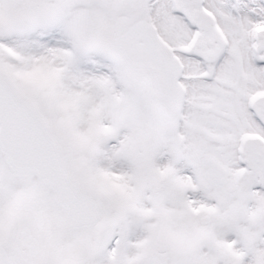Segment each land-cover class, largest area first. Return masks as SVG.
<instances>
[{
  "label": "rangeland",
  "instance_id": "1",
  "mask_svg": "<svg viewBox=\"0 0 264 264\" xmlns=\"http://www.w3.org/2000/svg\"><path fill=\"white\" fill-rule=\"evenodd\" d=\"M237 1L241 2V0H233V2ZM134 6L136 14H133L132 18L137 19L147 14L149 3L148 0H135ZM2 7L3 3L1 2L0 8ZM102 11L103 4L101 2L97 0H90L76 5L71 10V20H62L58 16L54 19L41 17L40 23L46 30L48 27H56L57 29L63 31L66 27L71 26V35L74 38V41L71 42V50L66 48L61 51L60 44H65L64 41H66V37H62L59 41L60 43L53 42L49 45L52 47L51 49L45 48L47 50H44L42 57L37 53L35 57L33 55L23 53V59H20L19 61L20 66L26 71L35 72V75L30 73L32 75H29L28 78H25L26 76L23 74L21 70L22 68H19L16 63L8 59L6 56L3 57L0 53V69L16 78L18 82L21 81L24 84L19 85V83L17 84V81H15L18 87L27 93L26 97L37 107L41 115L48 122V125L56 131V133L53 130L52 132L56 135L59 134V137L57 136V141L61 146L65 169L68 171L72 179L78 183L80 188L87 195L90 197L92 196L94 200L95 194L98 192L94 184L97 181L92 179L90 175L91 169L88 170L83 159L80 157L78 144L76 142V139L79 136L78 130L84 120H86L85 127L90 124L98 128L100 127L99 125L104 124L103 122H105L111 123L116 128L114 133L110 134L109 132H104L106 135L100 136L97 139V142L93 145V147L98 149L100 152V159L97 164L99 165V163H102L103 167L101 168V171L103 174L109 176L108 172L110 170L120 168L123 164H128L135 172H138V168L133 164V161L127 162V160L124 159L120 160L121 154L119 155L116 153V151L120 150L118 146H111L104 143V140L110 138V136L118 138L123 134L122 129H120L123 126L122 123L124 122L122 121L124 112L121 109V104H126L125 102L127 100L123 101L119 98L123 96L121 85L115 86L114 80H110L114 78L115 75H119L115 73V70L118 69L119 71V68L117 66L115 67L112 61L106 58V56L104 57L102 49L99 53L97 50L94 52L90 51L88 54L85 53L86 57L82 59L80 47L81 40L93 33L97 34L98 28L103 27L106 23V15H104ZM220 14L221 22H226V19L230 21L229 18L223 15L222 11ZM164 21L165 27H167L169 23L165 20V18ZM110 29L111 27L108 28V31ZM174 29L175 31L171 30L170 34L176 39L175 42H178L182 37L180 32L176 31L178 30V27H175ZM237 32L239 34V30H237L236 33ZM106 33L109 34L108 32ZM106 33L103 35L105 36ZM237 36L238 35L236 34L235 38ZM244 42L238 40L235 44V48L230 51V54L232 56L245 55L247 51L245 50V47H243ZM54 49L61 51L58 53L57 57L67 59L69 61L71 71L69 72L68 69L62 70L59 73V78H62L63 80L52 79L49 75L47 77H43V74H41V78H38L37 69L39 67H44L45 63L47 66L45 68V73L55 72L56 68L59 66V64H52V61H50L51 58L55 59L54 55L56 54L54 51H51ZM62 64L66 65V63ZM76 66L78 67L77 74L82 75V80L80 81L91 82L95 85V87H98L97 96L100 94L102 95L100 99H102L107 107L92 106L94 105L93 99L96 95V90L91 83L85 84L83 82H78V85H75V88H73V85L77 84V81L73 83L71 82V79L74 80L75 77L72 76L76 74L74 69ZM232 69L236 70L234 64H232ZM64 73H68V75H60ZM234 79V88L226 91L225 94L228 97L225 100L229 104L230 110L233 114L240 120L246 122L248 120V116L244 111V99L248 94L256 89H260L263 85L261 86L259 76L254 79L253 75L245 74L244 70L239 74H235ZM64 82L66 87L62 88L61 85H63ZM110 87L115 89L114 96H110L109 94ZM56 97L60 100L70 102L72 108L63 105L62 101ZM72 101H79L80 103H71ZM191 101L194 100L191 99ZM79 108L81 111H77ZM147 111V105L138 104L134 106L130 116V122L134 123L137 128L136 140L143 144H146L145 138L148 137L149 130V118L147 116ZM79 112H82L81 115L85 116L84 119L80 118ZM104 115H106L107 119L103 118ZM190 119L191 124L197 125V119L194 116L187 118L186 124ZM100 120H103V122L98 124ZM55 126L60 128L57 129ZM247 129L248 128L241 123L239 132ZM235 134L237 135V132ZM233 146L234 143L231 145V149ZM108 167L111 168L106 169ZM102 190L104 189L100 188L99 193L106 196V193ZM120 190V185L115 183L111 185L112 193L116 192V194H120ZM150 191L151 190L148 188L144 189L141 193V197L135 201L132 206L138 205L142 207L145 205L144 209L151 212V209L147 207L146 203H144L147 202V200L153 199ZM260 196L264 197L260 192H253L251 195V204H253L256 210H252L253 213H251V215L253 219L250 223H257L256 228H253L252 225H248L251 233L262 232L264 229V199ZM113 199L115 200L117 198L113 197ZM169 199H171L172 202L166 200L168 206L166 210H175L177 212L183 210L185 202L182 196H179V198L170 197ZM18 214H21L26 220V224L33 236V241L35 245H37L40 264L84 263L89 251V233L91 232L71 228L66 217L58 208L54 195L50 191L42 189L34 179L28 181H19L15 179L13 175L9 173L0 153V244L6 245L9 243L11 230V228H8V226H10L9 222L12 217H15ZM186 216L188 215H185L184 217ZM198 218L200 219V216ZM189 220L192 221V219ZM180 221L181 220H178V222ZM209 237H214L212 232ZM177 239L179 241L171 242L179 246H183L184 243L186 244L185 239ZM227 239L228 234L225 237L222 236L221 240L223 241L221 245H223ZM219 248H225L226 251L231 252L232 255L239 252L232 246H226V243L224 246H219V243L214 242L211 243V245L203 246L202 254L197 256L192 255L190 258L202 257V259L199 260L200 264H211L208 258L217 259ZM260 254V258L264 261V251H260ZM204 256H207L208 258H203ZM6 264L17 263L15 260H8ZM29 264H31V262ZM89 264H109V262L106 259L99 258L94 263Z\"/></svg>",
  "mask_w": 264,
  "mask_h": 264
},
{
  "label": "flooded vegetation",
  "instance_id": "2",
  "mask_svg": "<svg viewBox=\"0 0 264 264\" xmlns=\"http://www.w3.org/2000/svg\"><path fill=\"white\" fill-rule=\"evenodd\" d=\"M191 97L194 101H191L190 98L188 102L185 100L182 105L183 113L181 117L186 123L187 118L194 116L197 119V131H190L188 136L185 137V144H190L191 146H186L185 152H176L177 154H181L180 161L186 165L185 180L192 181L193 179H197L202 192L209 191L212 193L203 195L201 201H204L208 197L214 198L216 202H219L220 198L223 201L230 200L234 192L243 188L244 185L240 181H244L245 184H249L250 182V178L246 180L245 173L238 176L235 174V133L239 131L241 122L236 120V116L230 110L229 104L225 100L227 98L225 93L212 92L207 98L198 101L195 99L196 95L194 93L191 94ZM246 128H248L249 132L264 134V118L259 123L249 121ZM233 143L234 146L231 149ZM260 145L264 149V146ZM163 154H168V151H163ZM202 155L214 156L225 167L228 183L223 188H212L204 180V170L200 166ZM243 158L244 164L247 165L245 151L243 152ZM152 176L154 178V175ZM217 197L218 199H216ZM209 218L207 216V219ZM204 223H208V221L205 220ZM161 259L165 261L164 258L161 257Z\"/></svg>",
  "mask_w": 264,
  "mask_h": 264
},
{
  "label": "water",
  "instance_id": "3",
  "mask_svg": "<svg viewBox=\"0 0 264 264\" xmlns=\"http://www.w3.org/2000/svg\"><path fill=\"white\" fill-rule=\"evenodd\" d=\"M144 32L143 27L136 26L129 32L128 36L132 37L138 34L135 38L143 39L142 36L146 35V32ZM118 42L122 41L119 40ZM124 42H126L125 39ZM131 51L132 49H128V53ZM138 51L140 53L141 49ZM133 53L131 52V54ZM135 53L138 54L137 52ZM142 53L139 54L141 61L147 57L144 49H142ZM1 95L5 100L3 103L7 107V112H0V147L6 154L10 168L20 175H30L40 171L45 180H48L55 173H52L51 169H44V167L47 165L48 167H55L56 160L54 156L49 157V154L44 152V155L50 159L46 165V162H43L44 159H38L34 156V147L27 149L29 146H38L40 142L44 143L46 141V133L36 117V113L26 103L17 101V97L9 89H5L3 92L0 90ZM4 135L11 136L10 143L5 141ZM55 170L58 172L57 166ZM58 174L60 175L59 172ZM57 183L58 186L55 189L59 192L65 204L71 209L72 203L76 198L75 194H73V188L68 189V186L61 180Z\"/></svg>",
  "mask_w": 264,
  "mask_h": 264
}]
</instances>
